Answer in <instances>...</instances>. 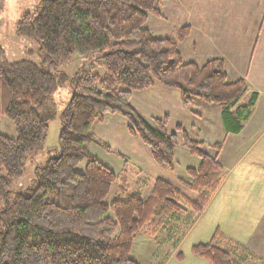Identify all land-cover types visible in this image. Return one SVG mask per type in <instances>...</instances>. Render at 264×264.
Instances as JSON below:
<instances>
[{
    "label": "trees",
    "instance_id": "16d2710c",
    "mask_svg": "<svg viewBox=\"0 0 264 264\" xmlns=\"http://www.w3.org/2000/svg\"><path fill=\"white\" fill-rule=\"evenodd\" d=\"M161 1L38 0L34 13L18 19L16 34L36 43L41 60L0 62V121L8 119L15 131L14 137L0 133V264H138L130 252L139 233L156 235L170 215L185 208L200 213L217 190L222 168L202 150L203 142L184 131L183 146L201 160L197 169L188 170L191 182L179 180L196 194L194 200L156 179L146 198L119 195L106 202L117 175L88 150L89 143H98L93 125L116 114L128 121L129 134L149 149L157 165L172 169L179 140L176 133L165 132L167 118H153V127L131 105L134 92L154 85L178 90L184 105L220 106L225 130L241 129L230 127L229 109L245 93L244 80L229 82L220 58L202 65L183 61L178 45L188 26L174 37H154L145 23L149 14L162 17ZM74 58L100 64L104 73L51 71ZM66 83L70 98L58 114L59 154L35 167L32 186L14 191L13 182L43 151L48 121L57 115L47 98ZM255 100L253 94L249 106ZM121 179L119 191L126 194V177ZM221 239L217 231L191 253L209 264H233Z\"/></svg>",
    "mask_w": 264,
    "mask_h": 264
},
{
    "label": "crops",
    "instance_id": "0c3cea01",
    "mask_svg": "<svg viewBox=\"0 0 264 264\" xmlns=\"http://www.w3.org/2000/svg\"><path fill=\"white\" fill-rule=\"evenodd\" d=\"M171 2L163 0L159 3V8L162 4L169 6ZM213 2L218 17L213 25L214 40L229 41V47L219 48L218 51L215 49L216 54L204 61H199L200 55L183 61L202 65L208 60L220 58L224 62L223 67L229 82L244 80L245 93L229 109L233 113V123L230 127L239 124L241 129L238 133L226 131L221 115L222 108L220 106L213 108L214 104H206V107L208 110L215 109L218 115L214 123L217 124L219 134H223L221 141H209L205 144V139L198 137L193 130L183 129L181 123L176 124L179 146L174 153V164L182 162L186 172L182 177L175 176L177 183L179 180L191 182L188 170L197 169L201 162L183 146V131L189 138L203 142V146L217 150L211 156L215 157L222 168L223 178L200 213L194 214L185 208L170 215L156 235L150 237L143 233L137 235L130 256L138 264H209L194 256L191 248L208 243L217 231L222 234L220 245L231 253L233 264H244L250 258L253 259L250 264H264V247L263 249L261 247L262 243L264 245V0H213ZM187 25L189 33L178 45L181 58V45L196 29L190 22ZM204 31L199 33L204 35ZM157 87L154 85L145 91H155L163 100L169 96L174 106L184 107L178 90ZM253 94L256 95V100L249 106ZM139 101L142 105L147 102L145 96L139 97ZM195 102L197 101L193 103ZM155 112L153 118L161 116L168 118L162 111ZM177 128H180V131H177ZM136 145L142 155L141 157L139 154V159L145 162L129 159L132 167L126 166L128 191L125 195H131L128 192L131 190V181L135 180L133 174L137 172L140 175L144 164L152 169L161 167L154 162L149 150ZM174 164L172 169L168 168L172 176L175 173ZM176 179L173 181L169 178L165 181L180 189V184L175 183ZM155 180L149 188L150 191L146 192L148 193L146 197L150 195ZM188 197L194 200L196 194Z\"/></svg>",
    "mask_w": 264,
    "mask_h": 264
},
{
    "label": "rangeland",
    "instance_id": "374dc122",
    "mask_svg": "<svg viewBox=\"0 0 264 264\" xmlns=\"http://www.w3.org/2000/svg\"><path fill=\"white\" fill-rule=\"evenodd\" d=\"M171 1L169 6L162 4L161 8L158 7L162 17L151 14L148 15L145 27L154 37H174L179 28L188 26L187 24L190 22L196 29H194L190 37H188L180 47L183 60L193 59L192 57L200 55L199 61H204L216 54L215 49L218 51L219 48L229 47V41L220 42L214 40L213 25L218 17L214 11V5H212L214 3L213 0ZM37 5L38 0H0V47L3 51L0 62L6 60L13 62L22 59H30L36 63L40 62L41 58L38 53H36V43L31 39L21 38L16 34V23L20 16L24 13H34L37 10ZM202 29L205 30L204 35L203 33H199L203 31ZM195 59L198 60V58ZM80 70L100 75L104 73L102 65L89 63L81 58H74L72 61L59 64L56 69H51L53 73H66L69 75H73ZM157 86L165 89V87L160 85ZM165 90L169 89L166 88ZM144 96L147 102L142 105L139 101V97ZM163 97H165L164 94ZM69 98L70 88L68 83L60 86L54 94L47 98V103L50 104L57 115L48 121L49 132L43 151L27 163L23 177L13 182L12 190L19 191L32 186L34 184L35 167L43 165L49 157L59 154L58 133L60 120L58 114ZM131 105L137 114L153 127H156L152 122L153 116L156 115V110L167 114L168 118H166L168 121L165 132L168 134L176 133V124L181 123L180 125H182L183 129L193 130V133L199 135L198 137L205 139V144L209 141H221V139H223V134H219L216 129L217 124L214 123V119L218 117L215 109L208 110L206 103L202 101H197L191 105H183L184 107L180 105V110L179 107L174 106L171 97L166 96L163 100L159 95L155 94V91L142 90L133 93ZM214 106L213 108H218V105L214 104ZM159 118L164 117L161 116ZM127 125L128 121L124 117L116 114H108L102 122H98L92 127V132L97 138L98 143L91 142L88 144L90 154L117 175V179L112 184L109 194L105 199L106 202H110L119 195H125L120 193L119 187L122 185L121 178H127V173L125 172L128 171L126 166H130L129 159L132 161L137 160L139 162H145L139 159L141 154L136 144L149 150L137 137L129 134ZM0 133L9 137L15 136L14 127L6 118H2L0 121ZM204 133L206 135H204ZM101 144L107 145L111 151L106 150ZM202 150L210 156L214 155L215 151H217L207 146H203ZM125 160H127L126 164ZM176 160H179V158H176ZM85 163L86 161H83L79 164L76 170L82 172ZM182 164V162L181 164H176L175 162V173L173 176L166 166L152 169L144 164L143 171L140 175L137 172L133 174L135 180L134 182L133 180L131 181V190H129L128 193L139 194L143 198L146 197L148 195L146 192L152 186L155 178L162 180L170 178L173 180L176 179L175 176L182 177V175L186 174ZM130 167H132V165ZM187 178L189 177L187 176ZM175 183H177V179ZM178 184L179 183H177V185ZM179 187L186 195L193 196V193L187 188L184 189L182 185H179ZM261 247L263 249V243ZM252 260L253 259L250 258L246 260L245 263L250 264Z\"/></svg>",
    "mask_w": 264,
    "mask_h": 264
}]
</instances>
